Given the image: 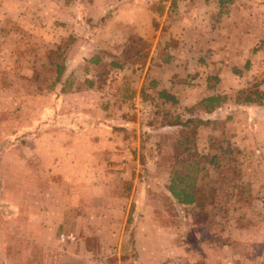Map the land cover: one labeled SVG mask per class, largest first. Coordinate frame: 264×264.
I'll return each instance as SVG.
<instances>
[{
    "label": "rangeland",
    "instance_id": "374dc122",
    "mask_svg": "<svg viewBox=\"0 0 264 264\" xmlns=\"http://www.w3.org/2000/svg\"><path fill=\"white\" fill-rule=\"evenodd\" d=\"M6 1L0 264H264V0ZM142 8L153 27L163 21L161 54L188 73L173 96L169 86L152 87L153 77L142 80L138 98L115 91L130 98L126 115L141 131L139 153L126 154L132 160L124 163L123 154L96 144L110 132V110L102 106L107 97L83 83L85 75L108 71L89 65L84 74L85 52L71 36L105 37L85 44L90 55L101 44L112 54L132 47L122 60L140 64L133 52L151 45L115 40L113 21H146ZM88 21H96L93 29ZM63 63L74 73L61 93L52 64ZM160 90L173 100L159 98ZM210 96L222 99L205 113L202 100ZM193 164L198 202L182 206L166 187ZM41 228L53 249L38 256L29 240Z\"/></svg>",
    "mask_w": 264,
    "mask_h": 264
},
{
    "label": "crops",
    "instance_id": "0c3cea01",
    "mask_svg": "<svg viewBox=\"0 0 264 264\" xmlns=\"http://www.w3.org/2000/svg\"><path fill=\"white\" fill-rule=\"evenodd\" d=\"M144 2V1H142ZM7 3H9L6 0H0V12L1 17L3 18V21H6L4 18L6 17L3 15L5 11V7H7ZM141 3H135L130 4L128 7L134 5L139 6ZM149 9V7H148ZM147 8H142L141 13L143 14L146 21H113L115 24L114 32L116 33L115 40L124 41V36L129 42L134 41H140L145 42L147 45L150 44L151 48L146 49H135L136 51L133 52V56L138 60L140 63V59L143 61L140 64H134L126 62L122 60L125 56V53H127V50L131 49L132 47L125 48V50L122 51L119 47H116L115 51L112 53H105L103 51H100V48L104 49L105 47L103 44L99 45V50H96L93 55H90V50L92 49H86L85 44L87 42H101L103 43L104 40H106L105 37H98L95 38V35L91 34V36H84L85 39L79 38L80 33L78 34V37L71 38H78L77 40L80 42V45H82V49L85 52L81 56L83 58H80V61L83 62V73L86 74L91 72L92 69H89V65H92L95 68L104 67L107 69L108 72H104L98 70L93 75H85V79L83 80V83L89 87H95L96 91L99 93H102V95H105V98L107 97L106 102L102 105L104 107V110H110L107 113V116H110L109 121L106 122V126L109 127L110 132L107 134V137L104 135L99 134V138L97 140V143L100 147L104 148H110V152L118 155H124V163H129L128 161H131L126 154H137L139 153V143H140V137L138 127H136L131 121V118L126 115V104L130 103V96L138 98V94L141 93V91L145 88L143 85V81L146 77H153L155 80L154 82L151 81L150 85L152 87H158L161 84H164L167 87L168 91H166L167 88H163L166 92L170 93L172 96L175 95L174 93L177 91L178 88L182 87L180 86L181 78L185 77V75L188 73L184 68L182 67H175L172 66V60L166 56L162 55L160 51V44H161V37L163 35V32L161 30V26L163 25V21H158L159 25L155 28L153 27V24L155 21H151V12ZM137 15V14H136ZM136 17V16H135ZM48 24H51L55 21H45ZM57 22H65V21H57ZM96 21H88L87 24L91 25V28L93 29V25H95ZM85 22L79 21V23L76 25L77 28H81L82 24ZM125 28L127 31V34L123 31L122 28ZM88 34H90V31L88 30ZM117 36V37H116ZM130 37V38H129ZM105 38V39H104ZM134 40V41H133ZM149 45V47H150ZM164 46L166 44L163 43ZM88 46H91L89 44ZM94 50V49H93ZM251 53H257V51L253 50ZM113 56V57H112ZM163 56V58H162ZM107 58H111L110 61L107 63H104V60ZM155 58H162L161 60H155ZM51 64V63H50ZM52 66H55L52 64ZM63 72L61 76L65 75V79L59 78L60 83V90L63 89L65 91V87H68L71 83V79L73 77V71H67L66 64L63 63ZM109 68V69H108ZM138 68V69H136ZM55 69V68H54ZM106 73H110L113 75L114 79H109ZM55 74V73H54ZM60 76V77H61ZM196 76V75H195ZM198 76V75H197ZM68 77V79H66ZM142 81V82H141ZM124 89V90H131L132 92L129 93V97L125 98L117 93H115L118 89ZM165 91H158L156 94L159 97V93H165ZM106 92V93H105ZM196 92V91H195ZM166 94V93H165ZM100 96V95H99ZM160 98V97H159ZM172 98V97H170ZM202 99L201 97H198L195 99V102H198ZM191 104V105H192ZM131 107V105H130ZM112 110V111H111ZM213 112V111H210ZM205 112V113H210ZM110 114V115H109ZM130 114V113H129ZM108 124V125H107ZM137 135V141L135 144H131L128 141L129 135ZM108 137L111 139L108 141ZM126 139V140H124ZM113 140H116V142H113ZM115 145H119V150L114 148ZM123 161H118V163H122ZM102 163V162H101ZM105 166V163L104 165ZM101 166L100 168H102ZM113 166V165H112ZM127 167V164H122L121 166L114 167L113 168H122ZM112 168V167H111ZM45 233V236L47 234V229L41 228L37 234L36 237H34V234H29L32 236V240H29L31 248L33 251L38 252L37 255L39 256L41 253L48 254V252H52V245H48V241L42 240V234ZM30 264H48V260H45L44 262L39 261L38 259L31 258ZM52 264V263H51Z\"/></svg>",
    "mask_w": 264,
    "mask_h": 264
},
{
    "label": "trees",
    "instance_id": "16d2710c",
    "mask_svg": "<svg viewBox=\"0 0 264 264\" xmlns=\"http://www.w3.org/2000/svg\"><path fill=\"white\" fill-rule=\"evenodd\" d=\"M54 73H55V82L59 81V78L63 72L62 66L60 64H55L54 66ZM61 93H63V89L60 90ZM159 97L163 100H173L165 93L160 92ZM221 97L218 96H210L202 100L204 103V108L207 109V112L213 111L215 108L218 107L217 104H220ZM254 101L250 99L249 97H245L243 99V103H253ZM190 122V121H189ZM188 122V123H189ZM177 125L176 123H174ZM184 126V125H183ZM184 149L183 151H185ZM216 158L213 156L211 159H209V163L212 164V162L216 161ZM195 164V163H194ZM193 164V167H190V172L188 175L181 176L178 173H173L169 179L168 185L166 187L167 193L169 196L176 201L177 204L182 206H190L195 203H197V195L194 192L195 187V174H196V168Z\"/></svg>",
    "mask_w": 264,
    "mask_h": 264
}]
</instances>
